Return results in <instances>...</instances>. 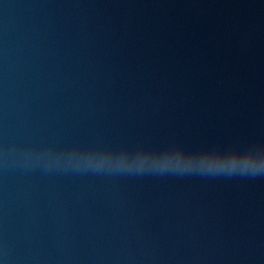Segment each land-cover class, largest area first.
Instances as JSON below:
<instances>
[{
	"label": "water",
	"instance_id": "95a60500",
	"mask_svg": "<svg viewBox=\"0 0 264 264\" xmlns=\"http://www.w3.org/2000/svg\"><path fill=\"white\" fill-rule=\"evenodd\" d=\"M253 143L264 0H0V264H264V176L23 158Z\"/></svg>",
	"mask_w": 264,
	"mask_h": 264
},
{
	"label": "clouds",
	"instance_id": "9594fccd",
	"mask_svg": "<svg viewBox=\"0 0 264 264\" xmlns=\"http://www.w3.org/2000/svg\"><path fill=\"white\" fill-rule=\"evenodd\" d=\"M29 161L64 165L93 171L136 172L160 174H200L207 176L248 177L264 176V145L249 144L245 147L212 146L188 150L180 144L162 149L143 145L134 149L107 147H73L29 150L23 154Z\"/></svg>",
	"mask_w": 264,
	"mask_h": 264
}]
</instances>
